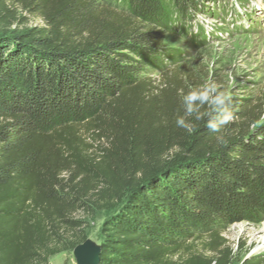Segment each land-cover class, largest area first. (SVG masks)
I'll use <instances>...</instances> for the list:
<instances>
[{
	"label": "trees",
	"instance_id": "16d2710c",
	"mask_svg": "<svg viewBox=\"0 0 264 264\" xmlns=\"http://www.w3.org/2000/svg\"><path fill=\"white\" fill-rule=\"evenodd\" d=\"M208 1L0 0V264L85 242L74 214L94 196L114 209L98 264H264L224 236L264 221L258 106L234 97L212 132L206 105L189 131L176 119L190 88L148 77L176 61L165 34ZM22 12L44 27L11 30Z\"/></svg>",
	"mask_w": 264,
	"mask_h": 264
},
{
	"label": "rangeland",
	"instance_id": "374dc122",
	"mask_svg": "<svg viewBox=\"0 0 264 264\" xmlns=\"http://www.w3.org/2000/svg\"><path fill=\"white\" fill-rule=\"evenodd\" d=\"M21 14L25 24L14 25L11 30L44 27L41 17ZM165 43L176 54V61L166 73L153 70L148 77L159 79L177 74L190 90L215 82L231 99H251L264 122V0L208 1L188 25H177L166 33ZM103 203L94 196L89 210L74 214L84 222L87 239L97 246L102 239V224L114 212L102 207ZM224 236L234 248L244 242L248 255H264V221L235 223ZM49 264H78L74 249L50 257Z\"/></svg>",
	"mask_w": 264,
	"mask_h": 264
},
{
	"label": "clouds",
	"instance_id": "9594fccd",
	"mask_svg": "<svg viewBox=\"0 0 264 264\" xmlns=\"http://www.w3.org/2000/svg\"><path fill=\"white\" fill-rule=\"evenodd\" d=\"M183 115L176 119V126L191 130L188 118L195 117L196 120L204 118L201 108L209 106L211 109L206 115L208 117L206 126L212 132H218L221 127L229 125L234 114L231 106V97L221 91L215 82H209L202 87L189 91L182 98Z\"/></svg>",
	"mask_w": 264,
	"mask_h": 264
},
{
	"label": "water",
	"instance_id": "95a60500",
	"mask_svg": "<svg viewBox=\"0 0 264 264\" xmlns=\"http://www.w3.org/2000/svg\"><path fill=\"white\" fill-rule=\"evenodd\" d=\"M100 245H94L90 240L77 245L74 253L78 264H98L100 259ZM248 256H251L248 255Z\"/></svg>",
	"mask_w": 264,
	"mask_h": 264
}]
</instances>
